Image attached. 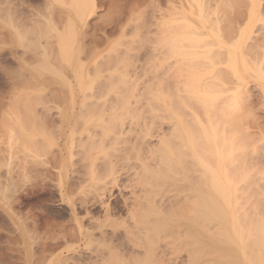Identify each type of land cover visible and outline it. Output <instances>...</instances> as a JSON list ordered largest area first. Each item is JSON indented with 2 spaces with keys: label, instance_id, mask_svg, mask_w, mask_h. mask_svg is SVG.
I'll return each instance as SVG.
<instances>
[{
  "label": "bare ground",
  "instance_id": "6f19581e",
  "mask_svg": "<svg viewBox=\"0 0 264 264\" xmlns=\"http://www.w3.org/2000/svg\"><path fill=\"white\" fill-rule=\"evenodd\" d=\"M131 1H124L126 9H121L123 13L134 9ZM187 1L188 5L183 7V2L181 8H176L170 1L172 9L168 4V12L163 11L165 14L154 17L149 27L147 23L143 27L147 35L154 31L156 35L155 46L145 53L146 60L158 61L156 67L167 64L166 72L172 75L166 73L167 79L162 80L173 79L174 83L170 85H174L175 90L161 79L153 86H142H146L144 90H138L136 82L133 86H137V90H121L119 86L124 89L128 86L129 81L125 78L129 76L118 73L122 68L116 64L117 53L111 56L114 58H108L107 77L102 76L104 67H94L92 75L89 72L93 69H87L89 74H86V68L79 67L77 59L74 60V46L79 36L75 15L76 20L86 23L89 11L96 8V0H58L65 26L56 35L55 48L63 65H55L52 69L55 76L61 78L58 80L61 81L59 90H71L61 95L55 91L58 93L56 99L60 96L64 104H70H61L62 107L56 102L57 106L48 107L43 103V110L39 111L31 101L32 104L30 102L25 108L20 105L14 110L12 117L13 131L16 132L13 137L18 138L17 143L25 148V153L29 151L39 158L46 151L58 150V154L55 149L54 154L51 152L54 155L53 168L57 170L52 180L56 181L60 201L68 206L71 217L68 220L72 226L49 220V232L58 230L62 233V238L57 237L62 242L50 238L53 239L51 244L43 243L45 251L50 252L48 264H173V258L167 255L181 252L187 255L182 264H264V124L259 123L261 117L253 110L255 93L252 97L250 92L253 88L250 84L254 82L255 88L264 94V0ZM157 4V7L154 5L156 9L160 5ZM4 16L6 14L1 12L0 46L4 48L9 36V46L16 59L18 49L25 47V38L29 41V34L25 37V30L22 32L11 17ZM44 24H40L42 28L46 27ZM151 26L155 27L154 31ZM112 59L117 67L110 64ZM173 61L175 65L171 63ZM16 62L21 71L19 75L25 80L26 76L29 77V82L15 83L18 89L22 86L32 90L49 88L38 79L37 71L32 72ZM75 87L82 91H73ZM77 98L82 100L80 110L75 104ZM44 99L46 101L45 96ZM50 104L54 105L53 102ZM45 116L52 118L49 120L54 125L50 131L46 126L50 121L45 123ZM251 127L261 132L254 133ZM80 144L84 153L80 152L82 157L78 160L75 149ZM115 145L123 148L114 149ZM107 148L110 151H105ZM40 163L48 165L42 160ZM79 169L86 172L85 183H89L94 192L92 199L89 194H84L81 205H85V210L81 217L78 214L80 206L73 195L74 187L73 193L69 192V186L75 184L73 174H82ZM94 209L101 215H96L98 211L94 213ZM17 229H20L19 225ZM161 242L165 245L160 246ZM83 250L91 252L89 255L92 256L75 255L78 258L75 259L74 255L70 257L68 254H79ZM165 253L166 262L160 255ZM90 257L93 261L86 260Z\"/></svg>",
  "mask_w": 264,
  "mask_h": 264
},
{
  "label": "rangeland",
  "instance_id": "374dc122",
  "mask_svg": "<svg viewBox=\"0 0 264 264\" xmlns=\"http://www.w3.org/2000/svg\"><path fill=\"white\" fill-rule=\"evenodd\" d=\"M3 1L4 0H0V11L2 10L1 12L3 15L6 14V16H4V17H6L7 19H9V17H11V19H13L15 21V23L18 24L19 28H22L21 29L22 32L25 30L23 32L25 34V37L27 34H29V35L32 34V35H30V36L27 35L29 41L27 40V38H25V40H26V41L24 40V46L25 47H20L18 49L19 55H17L16 59L12 54L11 45L9 46V43H10V41H9L10 39H8L9 36H8V38L5 36L6 39H5L4 48L2 49L1 48L2 45L0 46V77H1L0 79H2V80H0V82H1L0 83V264H41L42 262H43L42 264H48V261L51 259L50 252H49V250L45 251L46 249L44 247H46V245L48 243L51 244V240H53L55 238L57 239V237H59V239L62 238V233H60L58 230L54 231V232L51 231L52 233L49 232V230L47 228L49 220L53 221L55 219V221L56 222L59 221L58 223H60V224H62L61 222H63L65 225H71V222L69 221V220H71V219H69L71 217H70V211L68 209V206L60 201V197L58 194L59 191L57 190V187H56V181L54 179L52 180V178H55L54 174H56V172H57V170H55L53 168L54 166L52 163L53 162L52 158L54 160L53 154H54L55 148L53 149V151H51V152H53V154L50 151H49V153H47L48 151H46L44 156L39 157V158H35L33 154H30L31 152L28 153L29 151L25 153L24 152L25 150H23L25 148H23L22 145L17 143L18 138L13 137L16 135V134L13 135L16 132H14L15 127L12 124L13 123L12 117H13V113L15 112L14 110H16L18 107H20V105H21V107L22 106L26 107L27 104H29L31 101H33V104L31 102L32 106L37 107L39 109V111L43 110L42 108L44 107L45 104L48 107H53V106L55 107L57 105L62 106L64 104L62 102L60 96L58 97V99H56V96H57L56 94H58V93L55 94V91L60 92L59 94L61 95L62 93H67V92L69 93L71 90H69V89H66V90L64 89L63 91L59 90L60 85H58V84L61 81H58V80L59 79L61 80V78H59V77L57 78L55 76V73H54L52 67L55 65L56 66L58 65L59 67L61 65H63L62 59H60L61 56L58 53V49H56V48H57V41H58V37H57L58 35L57 34H59V32L63 30L65 23L63 21H61V20H63V18H61L62 15L60 14L62 12V10H61V7H59L60 5L58 4L59 3L58 0H47L46 2H48L50 4L46 3L44 0H33V1L32 0H5L4 2ZM113 1H115V0H113ZM113 1L109 0V2H110L109 3L108 0H96V6H95L96 8L89 11L90 13H88V15H90L89 16L90 19L88 18V21L86 23H81L79 20H76L77 15H75L76 16L75 22H78V23H76V26H77L76 29L78 31L79 36H78V41L74 46V56L76 55L74 57L75 58L74 60L77 59L76 62L78 63L79 67L84 66L86 68V69L84 68L86 74L91 73V75H92V73H94L93 71H95L94 67L100 68V69H103V67H104L103 70L105 71V68H107L106 66L108 65V62H109L108 58H114L111 56H115V53H117L116 55L117 56L119 55L118 56L119 60L117 58H115V59L118 62L116 63V61H114L115 59L114 60L112 59L113 62L110 61V64L114 63V65H115V63H116L118 65V63H119L118 67L122 68L121 69L122 72H120V69H119L118 73L121 74L122 76H124L125 74H127L129 76V77L126 75L124 76V77H128L125 79H127V81H129L128 82L129 84L125 89L123 87L119 86V88L121 90H128V89L129 90H137V89L138 90H144L143 88H146V86L142 87L144 85L149 84V85L153 86V85H155V83H158L159 82L158 80H160V79L163 82L165 79H167L165 76H168L170 74L169 72H166V70L168 71V66L166 67L167 64L163 65V67H156L157 65H155V63L159 64V62L155 61V60L152 61L153 59L152 60L150 59L149 60L151 63L150 64L148 61V58L146 60V56H145L146 55L145 53H147V51L152 49V47H153L152 45L155 46V44H156L155 43L156 35L154 34L155 27L151 26V29L154 32L148 34L149 36L146 34V32L144 33V31L146 29L143 27L144 26L146 27L145 23H147L148 24L147 27H149L151 20H153L154 17L158 18L162 14H165V12H168L167 9H169V7H170V9H172L170 6L171 3H169L170 1L174 2V4L173 3L172 4L174 6H177L176 8H181V5H183V4H184L183 7H185L186 4L188 3V1L186 0L187 1L186 2L184 0H157V3H159L160 5H159V8L156 9V7L158 6V4L155 3L156 0H145V1L144 0L143 1L142 0H136V1L135 0H132V1L129 0L133 3V5L131 4V6H134V9H133V7H130L129 9L132 8L133 10L132 11L128 10V12L125 10L124 13H123V10L125 7L123 6V4H124V1H126V0H116L115 3L118 6ZM112 2H113V4H112ZM145 2H147V3H145ZM209 2H211V0H209ZM153 3H155V4H153ZM262 3L264 4V1ZM5 4H7V5H5ZM146 4H148V5L146 6ZM168 4H169V7H167ZM154 5L156 7H154ZM178 5H180V6L178 7ZM101 6H104V7H101ZM135 6H137V7L135 8ZM2 7H3V9H2ZM149 7L151 9H155L157 12H154L155 10L152 11ZM42 8H44L46 10H44ZM10 9H12V10H10ZM50 9H52V10H50ZM121 9H123V10H121ZM37 10H39L40 12ZM49 10H50V12L52 11L51 14L48 12ZM142 10H144L145 12H142ZM57 11H59V13ZM163 11H165V12H163ZM46 12H47V14L48 13L49 14L47 15ZM11 13L13 16L10 15ZM13 13L14 14L16 13L17 16L16 15L14 16ZM36 13H38L37 16H36ZM56 13H58V15ZM41 14H43V15H41ZM23 15L27 19H25ZM151 15H153V16H151ZM34 16H36L37 19ZM48 16L50 17L51 20L49 19ZM150 16L152 19L150 18ZM17 17L19 18L18 20H17ZM30 18H32V19H30ZM56 20L58 22H56ZM145 20H146V22H145ZM147 20H149V21H147ZM35 21L37 24H35ZM52 21H55V23ZM18 22H21V23H18ZM44 23H46V27L42 28V26L40 24L43 25ZM57 24H58V26H57ZM59 24H60V26H59ZM37 25H38V27H37ZM39 26H41V27H39ZM44 26H45V24H44ZM140 26L142 28H140ZM23 27H27L28 29L23 28ZM87 27H89V28L87 29ZM137 27H138V32L142 31L143 34L140 32L139 33L137 32ZM30 28H32V29H30ZM46 29H49V30H47L48 32L46 31ZM81 30H82V32H81ZM48 33H49V36H48ZM31 36H33L34 38L30 39V38H32ZM144 36H145V38H143ZM38 38H40V39L37 40ZM149 38L151 41H149ZM49 39L52 41H50ZM139 39L140 40L142 39V40L140 41ZM45 40L47 43L45 42ZM34 41H37V43ZM142 43H144L145 45L144 44L142 45ZM84 44H86V45H84ZM83 45H84V47H83ZM29 46H30V49H29ZM51 46L52 47L54 46V47L52 48ZM150 47H151V49H150ZM54 48H55V50H54ZM84 48H86L87 50ZM26 49L28 51L32 49L33 51L28 52ZM89 51H91L92 53ZM113 51H115V52H113ZM52 52H54L53 55H52ZM110 52L112 55L109 54ZM23 55H25L24 57L26 59L24 57H22ZM37 56H39V57H37ZM55 56L57 58V62L55 61L56 60ZM108 56H110V57H108ZM58 57H59V60H58ZM42 58H43V61H42ZM51 59H52V61L54 60V62H52ZM16 61H19V63L22 64V66L25 65L28 68V70H31L32 72L34 70L37 71L36 74H37V76H39L38 79H41L40 80L41 83L46 84V86L48 85L49 88L46 87L47 89H45V90L44 89L32 90V89H25V87L22 86V87H19V89H18V86H16L15 83L29 82V80H28L29 77L26 76L27 80H25L24 77L19 75V73L21 71H20L19 64ZM31 61H34V62L30 63ZM93 61H95L96 63ZM146 61L149 64H147ZM174 61H175V59H174ZM174 61L171 63H174V65H175ZM76 62H74V63L77 64ZM122 64H123V66H122ZM96 65H98V66H96ZM101 65H102V67H99ZM114 65H112V67H114ZM117 65H115V66L117 67ZM134 65H136V66H134ZM47 66H49V67H47ZM127 66H128V68H127ZM130 66H132V67H130ZM88 67H90V68H88ZM33 68H35V69H33ZM123 68H125V69H123ZM126 68L129 69L128 70L129 72L127 71ZM16 69L19 71H17ZM87 69L88 70L90 69L89 71H91L92 69L93 70L91 72H89V71H87ZM152 69L156 70V71L153 72ZM159 69H160V71H158ZM14 72H16V73H14ZM163 72H164V74H163ZM166 73L167 74L169 73V74L166 75ZM102 74H103L102 75L103 77H107L109 72H108V70H106ZM48 75H49V77H48ZM171 75H169V76H171ZM18 76L20 78L24 79L25 81L20 79ZM152 76H154L155 79L152 78ZM164 77H165V79L162 80V78H164ZM101 78L102 77H100V80H102ZM19 79H20V81H19ZM44 79H48L49 82L44 80ZM103 79L105 80V78H103ZM168 79H169V77H168ZM104 80H102V81H104ZM115 80L117 81L118 78L116 77ZM137 80H139V81H137ZM156 80H157V82H155ZM53 81L55 83H57L58 86L55 85ZM151 81H154V82H151ZM170 81L165 80L164 82L165 83L167 82L166 84H169V85L174 83V82L172 83L173 79L172 80L170 79ZM135 82L137 83L138 88L136 85H135L136 87L133 86L134 85L133 83H135ZM168 82H170V83H168ZM130 83H132V84H130ZM129 85H132L133 87L130 86V88H129ZM169 85H167V86H169ZM251 86L254 88V90H252L253 88L251 89L252 91H255V89H257V88H255L254 82H252L250 84V87ZM171 87H173L172 88V90H173L174 85H172ZM57 90H59V91H57ZM94 90H96V89H94ZM97 90H100V89L97 88ZM251 90H250V92L252 93L251 94L252 97H253V94L255 93L254 97L252 98L253 99L252 103L254 106L253 110H254L255 114H257L259 117H261V118L258 117L260 119V120H258L259 123L263 122L262 124H264V101H263L264 94L263 93L261 94V90L259 91L258 89L255 92H252ZM43 91H45V92L43 93ZM73 91H76L78 93V92H81L82 90H80L78 87H75V89ZM46 92L47 93L51 92V93L47 94ZM257 92H259V94ZM42 94H43V96H42ZM260 94H261V96H260ZM49 95L50 96L52 95V96L50 97ZM256 95H258V96H256ZM44 96L46 97V101L44 99ZM36 97H38V99ZM256 97H258V98H256ZM259 97H261V98H259ZM262 97H263V99H262ZM35 98L37 100H35ZM39 98H40V100H39ZM47 98H49L50 100ZM256 99H258V100H256ZM50 102L51 103L53 102L54 105L50 104ZM56 102H58L59 104L57 103V105H56L55 104ZM81 102H82V100L77 98V101L75 103V104H78V106L76 105L77 110H80L79 109V103H81ZM43 103H44V105H43ZM262 103H263V105H262ZM49 104H50V106H49ZM66 104L69 105L70 102H67ZM66 104H64L63 106H65ZM39 105H42V107ZM47 106H45V107L47 108ZM255 107H257V108H255ZM7 114H8V116H7ZM45 117H43L45 120V123L47 122L46 120H48V121L52 120V118L50 119L49 117H46V118H48V119H46ZM52 123L53 122L50 121L47 123L50 126L46 125L49 131L51 130V128L54 125V124L52 125ZM251 130L254 133H258V132L260 133L261 132L258 128H252L251 127ZM78 136L79 135H77L76 137L79 138ZM79 142L80 141L78 140V145H79ZM118 147L123 148V146L121 145V146H116V148H114V149H118ZM107 149L108 150H105V151H110L109 148H107ZM82 150H83V148H82L81 144H80V146H77V148L75 149V152L78 155L76 157V159L79 160L82 157L81 153H84V152H82ZM118 150H120V149H118ZM56 151H57V153H56ZM56 151H55V153L58 154V150H56ZM96 153H97V151H94V154H96ZM41 160L44 161L45 163L47 162V164L49 166L45 165L47 167L46 168L45 166L40 165V164H42V163H40ZM50 163H52V164H50ZM44 167L46 169H44ZM73 170L75 171V168ZM47 171H48V173H47ZM79 171L82 173L84 170L79 169ZM85 173H82L83 176H82V174L81 175L73 174V176H76V179L72 180V181H75L76 185L74 183H72V185L70 184L71 186H69L70 187L69 192H72L74 189V191H73L74 193L73 192L72 193H73L75 199H77L76 200L77 204H79V206H80V208L78 210V214L80 215V217L83 215V213H84L83 211L85 210V205H81L82 204L81 200H82L84 194H89V199H92L93 193H94L92 191V188L90 187L89 183H87V182L85 183V180L88 178V177L86 178L87 175L86 176L84 175ZM47 175H50V176L46 179ZM42 177H43V179H41ZM84 187H86V188H84ZM89 187H90V190H89ZM76 188H78V189H76ZM116 194H117V192H116ZM78 200H80V201H78ZM97 211L98 210H96V209L93 210L94 213ZM98 214L101 215V212L98 211L96 213V215H98ZM34 218H37L36 221L34 220ZM32 219L35 221L34 224H33ZM68 221H69V223H68ZM18 225L20 226L19 230L17 229ZM25 225H27V226H25ZM29 230H32V231H29ZM35 230H37V231L35 232ZM42 231H43V233H42ZM32 232H34V234H32ZM56 233H57V235H56ZM49 234H50V236H49ZM25 236H26V238H25ZM46 237H47V239H46ZM38 238H39V240H38ZM43 238L45 239V241L43 240ZM50 238H53V239L50 240ZM31 239H32V241H31ZM34 239H36V241ZM56 239L54 240V242H56L58 240V239L57 240ZM17 240H19V241H17ZM58 241H61V240H58ZM25 242H26V244H25ZM72 242H73V244L75 243L74 241H72ZM72 242L70 241V243H72ZM19 243H20V245H19ZM40 243H42V244H40ZM43 243L46 245L44 246ZM161 243H162L161 245L159 244L160 246H162L163 244L165 245L164 242H161ZM37 244H39V245L36 246ZM65 246H66V244H65ZM65 246L63 245L62 247H65ZM67 246H68V244H67ZM59 249H61V247ZM61 250L66 251L65 248H63ZM42 252H44L46 254H44ZM53 252H55V251H53ZM58 252L59 251L57 249L56 253H58ZM82 252H84V253H82ZM82 252H80L82 254H80V253L79 254L78 253H76V254L68 253V254L70 255V257L73 255L74 256L77 255L78 257H79V255H81V256H84L85 258L92 256V255H89V254H91V252L89 253V251L86 252L83 250ZM160 255L164 256L165 262L168 260V257L169 258L171 257V259L173 258L172 259L173 264H182L183 260L187 256L185 252H181V253H178L176 255H174V254L173 255H167L168 256L167 258H165L166 253L160 254ZM77 256H75V259L77 258ZM46 258H47V261H45V263H44V260H46ZM86 260L87 261L88 260L93 261V259H91V257L89 259H86ZM71 262H73V261L71 260ZM80 264H81V262H80ZM165 264H167V263H165ZM183 264H186V263H183Z\"/></svg>",
  "mask_w": 264,
  "mask_h": 264
},
{
  "label": "snow or ice",
  "instance_id": "6c2138e0",
  "mask_svg": "<svg viewBox=\"0 0 264 264\" xmlns=\"http://www.w3.org/2000/svg\"><path fill=\"white\" fill-rule=\"evenodd\" d=\"M233 47H235V45H233Z\"/></svg>",
  "mask_w": 264,
  "mask_h": 264
}]
</instances>
